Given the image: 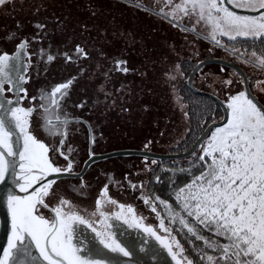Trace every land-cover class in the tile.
<instances>
[{
	"label": "snow or ice",
	"instance_id": "snow-or-ice-1",
	"mask_svg": "<svg viewBox=\"0 0 264 264\" xmlns=\"http://www.w3.org/2000/svg\"><path fill=\"white\" fill-rule=\"evenodd\" d=\"M130 3L210 41L251 71L237 70L229 62L217 75L204 71L205 61L189 56L165 72L186 122L179 141L187 145L191 140L193 146L185 149L184 166L166 170L167 198L144 181L128 180L155 214L158 224L154 225L146 223L134 205L110 194L109 184L123 188L112 174H107L108 182L91 207L82 203L92 188L85 174L96 156L92 146L97 134L89 121L67 109L71 86L86 70L82 58L92 56L87 44L75 43L70 50L54 48L47 18L35 22L38 31L30 37L10 32L7 38L18 40L14 50L0 49V201L8 214L0 221L6 229L0 264H169L166 257L175 264H264V0ZM24 7L34 15L48 10L44 0L30 5L0 0L4 15ZM64 19L53 14L58 30L63 29ZM86 31L83 25L82 32ZM46 39L44 47L40 42ZM97 52L106 56L100 49ZM59 62L75 65L76 74L36 87L37 80L47 79ZM113 63L118 71H129L127 61ZM227 67L230 73H225ZM197 74L211 96L217 100L223 96V115L214 104L202 101L186 108L191 100L186 89L191 90ZM103 75L107 78L108 72ZM181 80L186 84L178 89ZM100 91L109 97L104 84ZM86 103L81 100L73 106L83 108ZM81 125L86 126L88 140L84 161L79 147L68 142L73 128L78 131ZM99 136L103 138V133ZM145 170L156 183H163L147 163ZM68 180L79 182L66 185Z\"/></svg>",
	"mask_w": 264,
	"mask_h": 264
},
{
	"label": "rangeland",
	"instance_id": "rangeland-1",
	"mask_svg": "<svg viewBox=\"0 0 264 264\" xmlns=\"http://www.w3.org/2000/svg\"><path fill=\"white\" fill-rule=\"evenodd\" d=\"M40 2L41 0H18V3L25 5ZM44 2L48 4V10L46 12L42 10L39 15H34L30 7L21 8L16 12L9 9L8 15L0 13V49L14 50L18 40L8 39V34L11 32L16 36L30 37L38 31L34 26L35 22H44L45 18L50 30L49 39L54 48L70 50L75 43L87 44L92 56L91 59L82 58V66L86 70L71 86V103L67 110L93 125L97 134V142L92 146L93 151L96 154L121 150L163 154L176 150L186 152L185 149H189L188 144L191 140L187 145L179 141L186 122L175 104L174 93L165 72L175 62L186 57L205 60L217 58L223 52L220 49L216 52L204 48L202 44L205 43L214 47L206 39L196 38L148 12L139 10L132 6L130 0H44ZM143 2L151 4L152 0ZM53 14L62 19L66 17L62 30L56 28ZM83 25H87L86 32H82ZM198 30H202L200 26ZM40 43L44 47L48 46L47 39ZM34 46L39 47L40 44L34 42ZM97 49L106 53V56H100ZM194 53L199 55L195 56ZM203 57L206 58L202 59ZM116 59L127 61L126 66L129 68L127 73L116 69L113 63ZM97 65L100 67L97 68ZM220 68L210 65L205 67L204 71L211 70L219 75ZM246 69L251 71L247 67ZM105 71L108 72L107 78L103 75ZM76 72L75 65L64 66L63 62H59L52 66L47 79L41 76L37 80L36 87L61 82ZM230 72L231 69L225 68V73ZM185 83L186 80H181L177 88H181ZM101 84H104L106 91L110 93L107 99L100 91ZM195 86L210 91L203 87L199 76ZM220 98L223 100V96ZM81 100L87 101L85 107L73 106ZM186 108H189L187 103ZM101 132L103 138L99 136ZM148 141L151 143L145 148ZM68 142L73 147H79L81 161L88 159L86 126H79L78 131L73 128ZM152 160L156 163L152 164ZM185 161L186 159L160 161L152 158L145 161L144 156H119L96 162L85 174V180L91 182L92 188L82 203L91 207L99 189L108 182L107 174H112L115 180L121 182L123 188L114 183L109 184L110 194L122 203L134 205L137 213L146 217V223L156 225L158 220L155 214L151 213L148 206L139 198V191H134L128 186V180L134 183L144 181L148 187L147 181L152 180L153 176L151 172L145 170L146 163L157 172L159 169L166 171L174 166H184ZM78 182L68 180L65 184ZM66 191L70 197L76 199L70 188H66ZM166 259L172 262L171 257Z\"/></svg>",
	"mask_w": 264,
	"mask_h": 264
},
{
	"label": "water",
	"instance_id": "water-1",
	"mask_svg": "<svg viewBox=\"0 0 264 264\" xmlns=\"http://www.w3.org/2000/svg\"><path fill=\"white\" fill-rule=\"evenodd\" d=\"M203 61H205V67H207L209 65L222 66V64H224V63H229V61H226V60L221 59V58H209V59H205ZM231 64H232V66L236 67L237 70L242 69L241 67H239L238 65H236L232 62H231ZM227 68L231 69V67H227ZM191 90L195 94L208 96V97L212 98L213 100H215L223 112L224 105H223V100L221 98L219 100H217L215 97L210 95V92L199 90L195 86V84H193L191 86ZM223 114H224V112H223ZM145 155H148L149 158L156 159V160L172 161V160L186 159L188 152L186 151V152H182V153H165V154H163V153H155V152H147V151L121 150V151L112 152V153L96 154V156L93 158V160L89 162V166L87 167L86 172L89 170V168L94 163L99 162V161H105V160H108V159H111L114 157H119V156H145ZM0 191H2V186H0ZM7 216H8L7 209L4 206L3 202L0 201V221H5L7 219ZM5 234H6L5 227H0V244H2L4 242Z\"/></svg>",
	"mask_w": 264,
	"mask_h": 264
},
{
	"label": "trees",
	"instance_id": "trees-1",
	"mask_svg": "<svg viewBox=\"0 0 264 264\" xmlns=\"http://www.w3.org/2000/svg\"><path fill=\"white\" fill-rule=\"evenodd\" d=\"M205 58L203 57L202 59H205ZM211 66H213V65H211ZM214 66H219V65H214ZM188 71L191 72V67H189ZM197 76H198V74H197ZM199 90H201V89H199ZM186 91H187L188 96L191 97V100L189 102H187L189 108L193 107V104H195L196 102L202 101L204 103L214 104L218 108V111H219L220 115H223L222 109L220 108V106L218 105V103L215 100H213L212 98H210L208 96H204V95L195 94L192 90L188 91L186 89ZM203 91L210 92L208 90H203ZM181 94L183 95L184 93H181ZM188 145H190L189 149L193 146L191 141H190V143ZM175 152L176 153H182V152H179L178 150L174 151L173 153H175ZM156 174L161 176V180L163 181V183H156L154 181V177H153V179H152L153 180V183L151 185H149L148 187H150L156 193L160 194L162 197L167 198L168 188H167L166 171H162V170L160 171V169H159L156 172Z\"/></svg>",
	"mask_w": 264,
	"mask_h": 264
},
{
	"label": "flooded vegetation",
	"instance_id": "flooded-vegetation-1",
	"mask_svg": "<svg viewBox=\"0 0 264 264\" xmlns=\"http://www.w3.org/2000/svg\"><path fill=\"white\" fill-rule=\"evenodd\" d=\"M218 49H220L221 50V52H223L221 55H219L217 58H221V59H224V60H226V61H229V62H232V63H234V64H236V65H238L239 67H241L243 70H245V71H247V69H246V67L244 66V65H242L240 62H238V61H235L233 58H231V57H226V54L224 53V51L221 49V48H218ZM218 67H221V66H218ZM228 69H230V68H228ZM169 258V257H168ZM168 262H169V260H168ZM169 264H174V262L172 261L171 263L169 262Z\"/></svg>",
	"mask_w": 264,
	"mask_h": 264
},
{
	"label": "crops",
	"instance_id": "crops-1",
	"mask_svg": "<svg viewBox=\"0 0 264 264\" xmlns=\"http://www.w3.org/2000/svg\"><path fill=\"white\" fill-rule=\"evenodd\" d=\"M203 46H204V48H206V49H209L210 51H217L218 50V47H214V48H212V47H210V46H208L206 43L205 44H202ZM200 48H201V45H200Z\"/></svg>",
	"mask_w": 264,
	"mask_h": 264
}]
</instances>
